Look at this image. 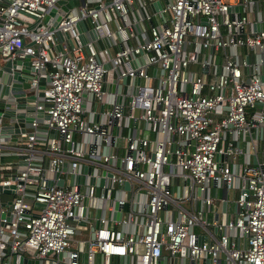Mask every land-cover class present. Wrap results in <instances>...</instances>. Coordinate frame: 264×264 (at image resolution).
<instances>
[{
	"label": "built area",
	"instance_id": "1",
	"mask_svg": "<svg viewBox=\"0 0 264 264\" xmlns=\"http://www.w3.org/2000/svg\"><path fill=\"white\" fill-rule=\"evenodd\" d=\"M76 1L37 29L57 0L0 2V58L30 55L47 115L0 133V264H264V0ZM211 185L238 189L233 218L206 219Z\"/></svg>",
	"mask_w": 264,
	"mask_h": 264
},
{
	"label": "water",
	"instance_id": "2",
	"mask_svg": "<svg viewBox=\"0 0 264 264\" xmlns=\"http://www.w3.org/2000/svg\"><path fill=\"white\" fill-rule=\"evenodd\" d=\"M9 0H0V2L8 3ZM58 8L52 6L47 13L49 14L48 19L45 22L38 21L37 25L35 23H30L28 27H33L37 29L38 27L51 28L52 25H56L60 16L56 15L55 20L51 21L52 15L57 11L59 14H63L67 11L69 7L76 4V0H57ZM161 3L159 0H156L151 3L153 8L160 7ZM43 8L40 7V10ZM76 27L80 31L79 38L82 42L86 40L85 33L81 32L82 30H86L91 38L95 37V31L93 30L91 24L87 23L84 19H79L76 22ZM53 40L55 43V48L57 50L62 49L61 42H64L66 47L70 44V39L68 38L67 33L62 29H55L53 33ZM107 66V64H106ZM35 68L31 65L30 55H25L24 58H11V57H1L0 59V117L2 119H7V123L0 124V133H8L12 135V139H15V134L24 131L26 129V123L31 122L34 117H47L46 114L43 113L42 108H38L37 105L42 104L41 96L43 95V84L39 83L35 87L31 85V79L33 77L32 72ZM48 77H39L38 80L44 81L47 80ZM126 78H123V82H125ZM124 91L128 90V87L124 85ZM128 97H125L127 100ZM97 118L95 114L94 119ZM45 129V128H40ZM49 136L56 135V129L51 127L48 128ZM173 145H171V148ZM23 155L21 154L20 157ZM216 156H220L217 154ZM25 160L20 159L18 162L17 171H20L24 168ZM66 163H63V169H65ZM89 169L88 166H82V171H87ZM73 179L72 176L69 178V182ZM75 181L78 183L81 180V175L78 174L75 176ZM187 181V179H186ZM52 181L50 178L46 180L47 184H50ZM64 179L60 177L56 180L57 185H63ZM246 180L242 179L241 187L245 188ZM12 186V185H11ZM1 192H11L9 188L0 184ZM3 205L7 207V211L1 216H5L6 219L10 218V200L6 202H2ZM226 200L222 201V210H225ZM115 208L120 209L121 206L116 202L114 204ZM239 209V203L237 200L234 201V211ZM114 217L118 218L120 215V210L114 212ZM217 218V215H215ZM226 220L229 219V214L226 213ZM215 230V228H214ZM205 238V235H197V239L200 241ZM183 250L181 251V253ZM21 261L24 263L38 264L37 259H30L25 256H21ZM175 257L172 258V264H175ZM160 264H165V257H162L158 261Z\"/></svg>",
	"mask_w": 264,
	"mask_h": 264
},
{
	"label": "crops",
	"instance_id": "3",
	"mask_svg": "<svg viewBox=\"0 0 264 264\" xmlns=\"http://www.w3.org/2000/svg\"><path fill=\"white\" fill-rule=\"evenodd\" d=\"M40 82H43V81H40ZM7 122H8L7 119H2V123H7ZM26 129L31 130V126L28 123L26 124ZM3 149H5L6 151L10 150V148H5V147ZM0 159H1L2 163L12 164L16 161V155H14V154H1ZM263 159H264V128H263L262 136L259 139V141L257 142L256 148L254 150H252V153H251V161L253 163H256V162L261 161ZM212 187H214V190H215L214 194L211 192ZM210 190H211L210 192L215 196V200L213 203L215 208L213 207V209H211L209 212H207V214L210 215V217H208L206 219L208 221H211L213 219H216L215 215H217V219L222 220L223 218L225 219L226 213L229 214L230 219L233 218L234 213H235L234 201H235V198L238 194V189H233V191H232L233 196H232V199L230 201H229V198L227 196V200H226V204H225V210H222V201L224 200L225 192L227 195L228 190L226 191L224 187L216 188L214 185H211ZM5 195H6V197H8L7 194H5ZM221 197H223V200H221ZM0 198L5 199V198H2V193H0ZM216 198H218L219 201H217ZM230 202H231V204H230ZM229 206H230V210H229ZM89 212H90V221L92 222V224H95L96 220H94V218L91 217L92 211H89ZM207 214H206V216H208ZM211 229L213 230V226H211ZM87 230L88 229H83L80 233H78V235L86 234L88 232Z\"/></svg>",
	"mask_w": 264,
	"mask_h": 264
},
{
	"label": "rangeland",
	"instance_id": "4",
	"mask_svg": "<svg viewBox=\"0 0 264 264\" xmlns=\"http://www.w3.org/2000/svg\"><path fill=\"white\" fill-rule=\"evenodd\" d=\"M48 17H49V14L47 13V12H44V15H43V17H42V20L45 22L47 19H48ZM137 112H138V110L136 109V111H135V113L137 114ZM173 191H176L175 190V188L173 189ZM232 191H233V188H229V190H228V193H227V196H228V198H229V201L232 199ZM213 194H214V192H215V190H214V187H212V191H211ZM6 197V195L4 194V193H2V198H5ZM7 198V197H6ZM216 200L217 201H219L218 200V198H216ZM183 204H186V202H183ZM230 204H231V202H230ZM229 204V205H230ZM213 207L215 208V206L213 205L212 206V209H213ZM229 210H230V206H229ZM208 215V214H207ZM208 217H210V215H208V216H206V218H208ZM211 224L209 225V227L211 228ZM75 237L77 238H86L87 237V234H83V235H78V234H75Z\"/></svg>",
	"mask_w": 264,
	"mask_h": 264
}]
</instances>
